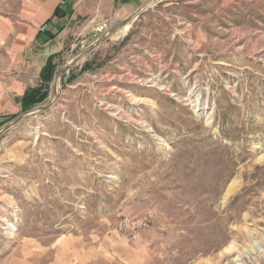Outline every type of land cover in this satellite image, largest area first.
I'll list each match as a JSON object with an SVG mask.
<instances>
[{
    "label": "rangeland",
    "instance_id": "1",
    "mask_svg": "<svg viewBox=\"0 0 264 264\" xmlns=\"http://www.w3.org/2000/svg\"><path fill=\"white\" fill-rule=\"evenodd\" d=\"M126 17L70 28L55 71ZM50 22L0 0V128L30 115L0 137V264H264V0L152 3L23 112Z\"/></svg>",
    "mask_w": 264,
    "mask_h": 264
},
{
    "label": "crops",
    "instance_id": "2",
    "mask_svg": "<svg viewBox=\"0 0 264 264\" xmlns=\"http://www.w3.org/2000/svg\"><path fill=\"white\" fill-rule=\"evenodd\" d=\"M152 0H45V23L51 21L50 24L59 28L56 38L49 41L45 38V56L36 58L39 60V68H37V87L40 85V71L44 66L47 58L55 54V51H50L52 42L67 37L70 28L80 24L82 20L88 24L87 27L93 26L97 21L107 23L106 19L113 17H126L135 12L141 6L149 3ZM60 6L63 14L59 17H53L54 10ZM24 67V66H23ZM28 79L25 77V82ZM33 88V86L25 87L19 95V102L21 106V98L26 89Z\"/></svg>",
    "mask_w": 264,
    "mask_h": 264
},
{
    "label": "water",
    "instance_id": "3",
    "mask_svg": "<svg viewBox=\"0 0 264 264\" xmlns=\"http://www.w3.org/2000/svg\"><path fill=\"white\" fill-rule=\"evenodd\" d=\"M160 0H152L149 3L141 6L140 8H138L135 12H133L132 14H130L129 16H127L126 18H124L122 21H120L118 24H116L114 27H112L110 30H108L105 34L99 36L91 45H89L87 48L83 49L80 51V53L78 54V56L76 58H74L72 61L68 62L64 68L60 69V70H56L54 75H53V96L56 93V82L58 80V77L60 75V73L63 71V69L67 68L68 66L77 63L78 61H80L84 56L88 55L89 53H91L93 50H95L97 47H99L102 43H104L110 36L114 35L115 33H117L119 30L124 29L128 24H130V22L135 18V16H137V14H139L141 11H143L147 6H149L152 3H156ZM51 106V101L47 102V104L41 108H39L40 111H45L46 109H48ZM30 115L28 114H24V115H20L18 117H16L15 119H13L11 122L5 124L4 126H2L0 128V137L2 135H4L5 133H7L9 130H11L12 128H14L15 126H17L18 124H20L21 122L25 121Z\"/></svg>",
    "mask_w": 264,
    "mask_h": 264
},
{
    "label": "trees",
    "instance_id": "4",
    "mask_svg": "<svg viewBox=\"0 0 264 264\" xmlns=\"http://www.w3.org/2000/svg\"><path fill=\"white\" fill-rule=\"evenodd\" d=\"M59 7L54 10L53 17L61 16ZM53 57L49 56L42 67L40 72V85L33 88H28L25 90L21 98V108L23 112H27L37 106L38 104L44 102L48 96L49 86L52 82L53 75L55 72V65L53 64ZM86 69L88 70L89 67ZM85 69V70H86Z\"/></svg>",
    "mask_w": 264,
    "mask_h": 264
},
{
    "label": "built area",
    "instance_id": "5",
    "mask_svg": "<svg viewBox=\"0 0 264 264\" xmlns=\"http://www.w3.org/2000/svg\"><path fill=\"white\" fill-rule=\"evenodd\" d=\"M153 224L152 215L149 213L135 217L123 216L117 222L114 233L117 237L127 241L136 239L141 233L151 229Z\"/></svg>",
    "mask_w": 264,
    "mask_h": 264
},
{
    "label": "bare ground",
    "instance_id": "6",
    "mask_svg": "<svg viewBox=\"0 0 264 264\" xmlns=\"http://www.w3.org/2000/svg\"><path fill=\"white\" fill-rule=\"evenodd\" d=\"M124 31H125V29H124Z\"/></svg>",
    "mask_w": 264,
    "mask_h": 264
}]
</instances>
